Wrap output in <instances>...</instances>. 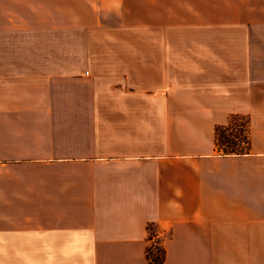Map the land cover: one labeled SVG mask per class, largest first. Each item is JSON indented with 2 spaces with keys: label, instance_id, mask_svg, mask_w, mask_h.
Returning a JSON list of instances; mask_svg holds the SVG:
<instances>
[{
  "label": "crops",
  "instance_id": "crops-1",
  "mask_svg": "<svg viewBox=\"0 0 264 264\" xmlns=\"http://www.w3.org/2000/svg\"><path fill=\"white\" fill-rule=\"evenodd\" d=\"M0 264H264V0H0Z\"/></svg>",
  "mask_w": 264,
  "mask_h": 264
},
{
  "label": "rangeland",
  "instance_id": "rangeland-1",
  "mask_svg": "<svg viewBox=\"0 0 264 264\" xmlns=\"http://www.w3.org/2000/svg\"><path fill=\"white\" fill-rule=\"evenodd\" d=\"M238 118L240 119V122L245 125V129H240L239 127L235 126L233 129L224 133L222 135L223 138H220L219 140L220 142L217 148V152L223 153L226 149L230 150L233 147L232 144L242 146L241 142L246 140L247 119L243 116ZM240 146H234V149L241 151L242 149L240 148ZM150 254H152L149 256H151L153 262H155V260L158 261V259L161 258V251L159 250V248L157 249V246L152 250V252H150Z\"/></svg>",
  "mask_w": 264,
  "mask_h": 264
},
{
  "label": "trees",
  "instance_id": "trees-1",
  "mask_svg": "<svg viewBox=\"0 0 264 264\" xmlns=\"http://www.w3.org/2000/svg\"><path fill=\"white\" fill-rule=\"evenodd\" d=\"M238 117L237 116H234V115H231V117L229 118V121H228V125L227 126H217L215 128V146L216 148H218L219 146V140L220 138H223L222 135L224 133H226L227 131L233 129L235 126L239 127L240 129H245V125L242 124L240 121L238 122ZM242 146L240 145H233L232 144V148L230 150H225L223 152V154H232V153H236V154H239V153H242L244 150H246L248 148V138L246 136V140L245 141H242L241 142ZM234 146H240V148L242 149L241 151L237 150V149H234Z\"/></svg>",
  "mask_w": 264,
  "mask_h": 264
}]
</instances>
